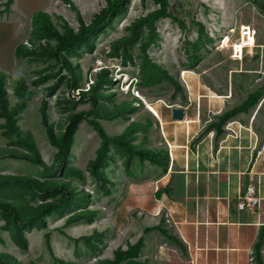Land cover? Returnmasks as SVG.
Instances as JSON below:
<instances>
[{"label":"rangeland","instance_id":"374dc122","mask_svg":"<svg viewBox=\"0 0 264 264\" xmlns=\"http://www.w3.org/2000/svg\"><path fill=\"white\" fill-rule=\"evenodd\" d=\"M7 1L0 0V73L4 75L2 83L9 109L19 100L21 83L30 93L16 122L19 136L8 133L5 119L0 117V176L57 179L75 189L74 200L45 216L46 227L24 224L17 228L0 213V254H6L16 264H58L55 259L65 264H104V259L112 258L117 248L136 242L150 220L138 215V206L129 204L130 195L124 193L128 185L139 180L143 170L137 156L109 140L104 164L98 168L106 182L90 174L100 136L88 119H96L109 135H123L122 139L132 148L143 149L142 137L152 134L155 138L148 129L153 115L158 113L147 108V101L155 107L158 101L175 103L174 99L186 105L196 95L198 99L205 95L232 96L237 102L245 101L249 92L256 89L257 97L263 95L264 0H168L165 11L170 14L156 17L151 26L139 18L159 4L154 0H127L117 17L87 34L71 54H65L73 65L76 86L70 85L72 72L52 54L55 38L39 26L34 14L44 11L49 23L61 34H67L69 29L77 31L80 18L84 24L91 22L109 0ZM240 25L255 29L258 46L246 50L237 60L230 56L229 42ZM149 27L154 36L144 50ZM223 34L227 40H222ZM115 42H119L118 56L110 54ZM20 44L32 52L18 57L16 46ZM102 67L113 79L91 91V82ZM90 93L96 96L94 106L88 98ZM42 107L57 139L73 115L87 112L78 123L66 156L67 168L74 169V173L66 169L46 170L39 163L12 158L8 155L11 152L5 150L34 156L36 151L47 165L53 162L56 147L50 141ZM113 112L119 116H102ZM141 124L148 126L146 131L140 129ZM256 128L263 139L264 117H258ZM159 154L162 155L160 150ZM154 155L158 157L157 152ZM1 187L0 200L22 205L60 196L42 197L41 192L17 183ZM84 208L95 210L91 219L66 223L69 215ZM17 229L27 240L26 249L13 240ZM47 232L52 252L45 243Z\"/></svg>","mask_w":264,"mask_h":264},{"label":"crops","instance_id":"0c3cea01","mask_svg":"<svg viewBox=\"0 0 264 264\" xmlns=\"http://www.w3.org/2000/svg\"><path fill=\"white\" fill-rule=\"evenodd\" d=\"M210 96L152 105L155 138L141 139L159 163L137 156L143 170L124 189L150 220L138 238L140 264H256L264 226V138L256 122L264 117V94L250 102ZM173 108L184 110L182 120L173 119ZM260 251L264 264V242Z\"/></svg>","mask_w":264,"mask_h":264},{"label":"trees","instance_id":"16d2710c","mask_svg":"<svg viewBox=\"0 0 264 264\" xmlns=\"http://www.w3.org/2000/svg\"><path fill=\"white\" fill-rule=\"evenodd\" d=\"M12 0H8L7 3H10ZM125 1L127 0H109L107 7L102 9L99 13H97L94 17V19L84 24L82 18H80L79 21V27L77 31H73L72 29L68 30L67 34H61L58 29L54 28L49 23V18L47 13H45L42 10H38L35 12L34 16L37 17L40 23L39 26H41L42 29L45 30V32L55 38L54 47L52 48V54L56 58L58 62L62 64V66L66 67L72 72V79L70 80V85L76 86L75 81V72L73 69V65L69 62L65 54H71L74 47L78 46L79 44L83 43L86 40L87 34H91L95 32L96 30L100 29L106 22H108L111 18L117 17L119 15L120 9L123 7ZM145 1V0H143ZM159 4V7L153 9L150 13L147 15H144L139 18V21L146 22L148 25L151 26V23L153 22V19L159 16L169 15L170 13L165 11V5H167L168 0H154ZM68 3H71L70 0H68ZM164 10V11H163ZM149 37L147 41H145V45L143 46V49L145 50L146 43L152 39L154 36V31L152 27H149ZM126 43V42H124ZM118 46L119 42L114 43V47L112 48V51L110 52L111 55L118 56ZM16 55L18 57L21 56H27L32 52V49L25 46L24 44H20L16 46ZM100 71L97 74L96 80L91 82V91H95L97 87H101L106 84V82L112 80V76L108 75L107 69L102 67L99 69ZM4 75L0 73V117L5 119L4 127L7 129V132L10 134H15L16 136H19V131L17 130L16 122L19 119V115L22 112V110L25 108V101L28 98V95L30 93L29 90L26 89L25 84L21 83L20 88V96L19 100L15 104L16 106L12 109H9V106L7 105L6 101V95L3 88V79ZM173 84L176 86V90L179 89V86L173 81V78L170 77ZM85 91V90H82ZM259 90L256 89L253 91V93H250L246 97V102H250L255 99L258 95ZM95 95L89 94L88 98L90 103L94 106L97 104ZM126 106L125 104L122 105ZM42 118L45 124L48 127L49 133H50V141L51 143L56 147V151L54 153L53 162L49 165L43 161L36 151H34L35 156L32 154H26L23 153L22 155L18 153L16 150H9L5 149L6 152H11L8 155L12 158H24L31 162L39 163L45 167L46 170H69L73 173L75 172L72 168H67V162H66V156L68 154L69 145L72 140V136L77 129L78 123L81 119H83L87 112H80L78 114L73 115L70 118L69 123L65 127L63 135L57 139L54 136V133L51 129V127L47 123V116L46 111L42 107ZM102 116L111 118V117H118L119 115L117 113H111V114H105L103 113ZM227 116V113L223 115L225 118ZM88 121L92 124L94 129L98 132V135L100 136V145L96 151V154L94 158L91 160L90 164V174L93 175L98 181L105 183L106 178L102 175V173L98 170L99 167L103 166L104 164V156L105 151L107 149V142L109 140L115 142L122 148L126 149L130 155L138 156L140 159H150L153 163H159V160L156 159V156L154 155L155 152L153 149H146V148H139L134 149L132 146H130L126 141L122 139L123 135L115 136V135H109L103 126L99 124V122L96 119H88ZM219 124V123H218ZM220 126V125H219ZM219 129V128H218ZM15 181V182H13ZM8 183H17L21 186L26 185L30 189H34L36 191L41 192V196H45L48 194H56L60 196L58 198H53L51 200H45L40 201L36 203L35 205H28V204H20V203H12L10 201H2L0 200V213L1 216L4 217L7 221L12 222L17 228L24 224H31L36 225L37 227H46L47 221L45 219V216L50 215L51 213L59 210L62 206H64L66 203H69L70 201L74 200V187L69 184L68 182H62L57 181V179H46V180H40L36 177L31 176H24V177H12V176H0V189H2L1 186H5ZM95 213V210L84 208L82 210H78L71 215H69L66 218L67 224H72L75 222L82 221V219H91V216ZM84 238H89L88 236H84ZM13 240L16 244H18L22 249H26L27 246V240L22 235V233L17 229L13 233ZM264 242V226H262L258 239L254 245V259L256 261V264L260 263V247L262 243ZM45 243L47 248L50 252H52V247L50 243V233H45ZM144 241L143 237L138 239L133 244H128V246L123 249L122 247L117 248L115 250V253L113 254L112 258L104 259V264H140L137 260L134 258L137 256V254L140 252L141 247L143 246ZM6 254H0V264H16L12 262L8 258ZM58 264H65L62 260L55 259ZM20 264V263H17ZM25 264H38L33 261L25 262Z\"/></svg>","mask_w":264,"mask_h":264},{"label":"built area","instance_id":"2783aa9c","mask_svg":"<svg viewBox=\"0 0 264 264\" xmlns=\"http://www.w3.org/2000/svg\"><path fill=\"white\" fill-rule=\"evenodd\" d=\"M223 37V39L221 38L222 40L225 39V34H223ZM225 40H227V38ZM253 40L256 41L254 28H250L246 25H240L238 28H236L233 33V39L231 40V42H229L231 58L240 60L246 50L253 48H251ZM226 42L227 41H225V43ZM76 93L78 94V91H76ZM227 122L230 123V120H228ZM228 133L232 135L231 129H229Z\"/></svg>","mask_w":264,"mask_h":264},{"label":"water","instance_id":"95a60500","mask_svg":"<svg viewBox=\"0 0 264 264\" xmlns=\"http://www.w3.org/2000/svg\"><path fill=\"white\" fill-rule=\"evenodd\" d=\"M172 116L175 120H182L184 118V110L182 108H173Z\"/></svg>","mask_w":264,"mask_h":264},{"label":"bare ground","instance_id":"6f19581e","mask_svg":"<svg viewBox=\"0 0 264 264\" xmlns=\"http://www.w3.org/2000/svg\"><path fill=\"white\" fill-rule=\"evenodd\" d=\"M257 46H258V42L253 40V43H252V45H251V48H252V47H257ZM146 106H147L148 109H151V110L154 112L153 108L151 107V105H150V103H149L148 101L146 102ZM155 111H156V110H155ZM154 113H155V112H154Z\"/></svg>","mask_w":264,"mask_h":264}]
</instances>
